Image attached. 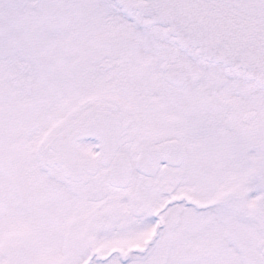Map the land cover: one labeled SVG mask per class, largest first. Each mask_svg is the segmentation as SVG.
<instances>
[{"label":"snow or ice","instance_id":"1","mask_svg":"<svg viewBox=\"0 0 264 264\" xmlns=\"http://www.w3.org/2000/svg\"><path fill=\"white\" fill-rule=\"evenodd\" d=\"M0 264H264V0H0Z\"/></svg>","mask_w":264,"mask_h":264}]
</instances>
